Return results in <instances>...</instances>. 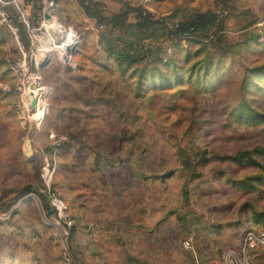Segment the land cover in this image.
Segmentation results:
<instances>
[{"label":"rangeland","instance_id":"rangeland-1","mask_svg":"<svg viewBox=\"0 0 264 264\" xmlns=\"http://www.w3.org/2000/svg\"><path fill=\"white\" fill-rule=\"evenodd\" d=\"M121 1L155 16L174 11L167 25L194 9L216 12L206 35L155 40L183 65L188 48L198 58L192 77L182 66L180 82L134 97L137 73L122 78L104 59L93 37L102 27L82 28L70 0L47 7L68 28L59 25L64 44L43 19V0L34 1L31 38L0 5L17 35L0 16V264H240L228 251L264 264L257 247H240L247 227L264 224L249 222L251 208L264 210V185L236 183L254 171L264 179V119L254 118L264 114V74L238 87L242 68L264 61V0ZM253 145L256 166L221 157Z\"/></svg>","mask_w":264,"mask_h":264},{"label":"trees","instance_id":"trees-1","mask_svg":"<svg viewBox=\"0 0 264 264\" xmlns=\"http://www.w3.org/2000/svg\"><path fill=\"white\" fill-rule=\"evenodd\" d=\"M28 1L31 0H23V3H27ZM34 1L35 0L31 1L32 5L30 6V16L32 17H36V15L40 13V4H34ZM76 1L83 10V13L94 19L95 26L100 25L102 27L96 32V42H100L99 45L105 51L104 59L115 65L118 74L122 76V78H124V73L128 75L132 74L131 77H134V74L137 73V76L135 75L136 89L134 97H139L141 91H143L148 84L156 85V83H160L162 86H171L173 82H180L183 78L181 73L182 66L187 69L188 77H192L197 71L198 66L196 63L198 58L190 60L191 54H188L189 50L186 48L183 54L186 59L184 65L179 62L177 63L178 60L176 56L166 59L160 55V52H164L165 48L161 47V44L157 41L155 42V40L161 37L169 38L175 43L176 38L180 39L191 35L195 31L201 35H206L209 29L214 25L217 15L216 12L210 9H194L185 14H180L174 25L173 22L171 25H167L165 19L170 15H174V11L165 16H155L140 5L129 4L118 0L119 6L116 11L105 12L104 0ZM9 7L15 11L12 4H10ZM129 14H133L132 19H129ZM212 31L215 33V38L221 40V29L219 28L217 30V28H214ZM87 32L89 31L87 30ZM257 35L258 34L255 33V36ZM147 38L151 39L153 42H143V39ZM190 38L191 37H186L188 40ZM211 45L217 46L219 50L223 49L221 47V42H211ZM106 67H108L107 64ZM153 67L156 68V71L152 70ZM205 67H207L206 64ZM262 74H264V61L244 66L239 78V90L243 92L246 84L251 82V78L253 79L254 76H260ZM255 84L257 83L255 82ZM204 90L206 92V89H202V91ZM248 108L251 109L252 107L248 106ZM257 117L264 119V114L255 112L254 118ZM254 148H256V145L241 148L231 155H223L221 157L234 161L241 160L242 158L250 159L251 163L256 166L259 162L253 156ZM208 158L209 157L203 150L200 152L197 162L203 164ZM198 175V172L192 173L189 174V178L192 179ZM230 181L234 182L235 179ZM236 183L237 186L247 191H252L255 189L257 190V186L261 184L264 185V179L262 178V174L254 171L247 175L246 180H238ZM183 195L185 198V191H183ZM42 208L46 214L53 211V208L45 201L42 202ZM261 217H264V210L261 208H251L249 222H264V218ZM252 225L245 230H259L263 229L260 227H264L262 223L256 226ZM258 249L263 252L262 249Z\"/></svg>","mask_w":264,"mask_h":264},{"label":"built area","instance_id":"built-area-1","mask_svg":"<svg viewBox=\"0 0 264 264\" xmlns=\"http://www.w3.org/2000/svg\"><path fill=\"white\" fill-rule=\"evenodd\" d=\"M31 1H28L26 3V5H25L23 2H21L19 0H0V5L12 4L14 6L15 13H16L18 19L23 24V26H24L27 34L30 36V38H31V36H33V37L35 36V34L33 33L34 27L32 26V18L33 17L30 16V14L26 10L27 7L31 5ZM46 2H47V6H46ZM43 4H44L43 5L44 7L42 9V14H43L44 11H47L48 10L47 7H48V5H50V1L43 0ZM6 15L7 14H6L4 8H1L0 7V16H1V19L4 20L7 23V25L10 27L12 33L14 34V38H16V40H17L16 27H14L12 24H10L8 22V20L6 19ZM52 19H53V21H57L58 24H60L63 29L68 30L67 27L63 26L57 20V17L56 16L52 15ZM175 22L173 23V25L175 24ZM40 24H44L43 23V20H40ZM47 29H48V27H47ZM50 37L51 36H50L49 30H48L47 31V34H46V39H50ZM166 50L168 51L169 48H167ZM71 51L72 50L68 48V56H66L65 58H68L70 56V52ZM50 58L47 61H49ZM47 61H45V62H47ZM38 95H39L38 93L37 94H33V96H31V94H30V97L28 98L30 104H33L34 105L35 110H36L37 104H38V99H37ZM42 110H43V107L40 108V115L42 114ZM0 215H1V213H0ZM182 243L184 245H186L187 244V241L186 240H183ZM254 246L262 249V251L264 252V230L263 229H259V230H250V229H247V230H245L243 232L242 237L240 239V247H241V249L242 250H246L247 248L254 247ZM233 253L234 252H232V251H228L227 252V255H230V254H233ZM238 262L240 264H245L246 263V260H245V258H242L241 260H239V258H238Z\"/></svg>","mask_w":264,"mask_h":264},{"label":"crops","instance_id":"crops-1","mask_svg":"<svg viewBox=\"0 0 264 264\" xmlns=\"http://www.w3.org/2000/svg\"><path fill=\"white\" fill-rule=\"evenodd\" d=\"M19 1L23 2V0H19ZM70 1H71L70 2L71 5H73V9L75 11L74 13L77 14V21L82 26V28L85 29V27H90L91 25L95 26L94 19L91 18V17L86 16L83 13V10L79 7V5L76 2H74V0H70ZM104 2H105V4H107L106 0H104ZM24 4L26 5V3H24ZM118 6H119L118 3L113 2V3H111V7H109L108 9H109V11H116ZM28 8H29V10H31L30 6H28ZM132 15L133 14H131V18H132ZM93 37H94V40H95L96 39L95 32L93 34Z\"/></svg>","mask_w":264,"mask_h":264},{"label":"bare ground","instance_id":"bare-ground-1","mask_svg":"<svg viewBox=\"0 0 264 264\" xmlns=\"http://www.w3.org/2000/svg\"><path fill=\"white\" fill-rule=\"evenodd\" d=\"M59 25L60 24H58V22L57 21H54V26L52 27V25H50V27H51V29H52V35H54L55 37H58L60 40H59V42H57V43H66V36H65V34L62 32V30L60 29V27H59ZM61 26V25H60ZM61 28H62V26H61ZM65 31H67L66 29H64ZM62 44V45H63ZM68 56V55H67ZM33 94V93H32ZM31 94V96H33ZM233 256H234V258L235 259H237V261H238V258H237V256H236V254L235 253H233Z\"/></svg>","mask_w":264,"mask_h":264},{"label":"water","instance_id":"water-1","mask_svg":"<svg viewBox=\"0 0 264 264\" xmlns=\"http://www.w3.org/2000/svg\"><path fill=\"white\" fill-rule=\"evenodd\" d=\"M45 1H50V5L51 6H54L56 0H45ZM42 16H43V19L47 22V24L53 22L52 14L48 10L47 11H44L43 14H42ZM44 64H45V61H43L42 63H40L39 67H42ZM27 196H30V195H27ZM25 197L26 196L22 197L19 201H21Z\"/></svg>","mask_w":264,"mask_h":264}]
</instances>
